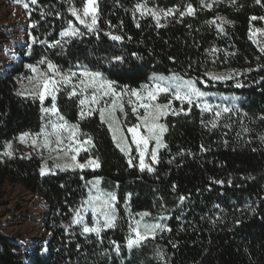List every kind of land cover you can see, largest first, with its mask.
I'll return each instance as SVG.
<instances>
[{
    "label": "trees",
    "instance_id": "16d2710c",
    "mask_svg": "<svg viewBox=\"0 0 264 264\" xmlns=\"http://www.w3.org/2000/svg\"><path fill=\"white\" fill-rule=\"evenodd\" d=\"M97 3L93 33L69 11L70 6L82 8V0L71 5L38 0L23 9L28 22L25 45L17 48L18 63L0 74V190L5 183L18 184L40 197L47 205L48 238L25 250L0 230V264H264V53L249 38L252 26L262 27L258 19L264 18V0H220L211 9L202 7L201 0ZM137 4L181 11L191 4L196 11L183 17L178 11L161 15L157 27L151 15L135 10ZM217 17L231 23L221 25ZM69 20L82 36L61 38ZM107 33L122 39L114 41ZM56 40L61 43L50 47ZM116 56L122 59L116 61ZM42 58L62 73L100 71L129 89H138L154 75L175 73L196 81L208 94L235 100L221 119L195 107L187 114L166 116V147L148 172L138 168L134 154L127 157L119 150L98 112L80 118L77 100L64 87L57 93L60 114L87 134L81 140L91 136L93 141L80 159L98 158L100 167L61 170L49 162L42 176L40 151L33 150L32 137L22 139L23 133L35 134L43 124L44 104L31 94L35 81L29 77L35 74L26 67L47 72L46 62L38 64ZM205 73L232 78L212 80ZM136 123L137 118L128 116L123 125ZM8 150L10 157L4 155ZM96 178L104 191L116 195V226L103 229L99 237L82 234L72 223L74 210L80 212L85 204L88 182ZM144 212L151 221L166 218L165 229L129 251V219Z\"/></svg>",
    "mask_w": 264,
    "mask_h": 264
},
{
    "label": "snow or ice",
    "instance_id": "6c2138e0",
    "mask_svg": "<svg viewBox=\"0 0 264 264\" xmlns=\"http://www.w3.org/2000/svg\"><path fill=\"white\" fill-rule=\"evenodd\" d=\"M15 3H22V0H14ZM38 0H29L31 5H36ZM66 2L71 5L72 0H66ZM220 0H211V2H206V0H201V6L211 9L215 3H219ZM236 0H232V3L235 4ZM257 4H261L262 0H255ZM29 3H22V6L27 10L29 8ZM137 12H140L141 15L149 14L153 19L157 20V27L160 26L159 17L163 15L164 17L174 15L177 11L179 12L180 17L184 15H195L196 9L191 5L187 4L183 11L177 8H169L167 10L163 9H149L144 4H137ZM71 15L75 17L76 21L84 25L89 33L97 31V22H98V3L97 0H82V8L71 7L69 8ZM59 16V13H57ZM222 24L231 23L230 21L224 20L222 17H217ZM251 20H256L257 17L252 16ZM214 22V21H213ZM68 27L61 31V38L64 37H77L82 36L84 33L81 32L77 27L73 26V22L69 20ZM31 26V25H30ZM219 30L222 32L223 28L220 27ZM110 38L114 41H120L122 39L119 35H112L107 33ZM251 39V33L250 37ZM35 40V38H33ZM43 43V41H41ZM60 40L54 41L50 47L59 45ZM256 43V41H253ZM213 52L217 49H212ZM260 51L264 53V47L260 48ZM116 61L122 59L120 56L113 58ZM47 63V72L41 71L35 65H26L30 68L31 71L35 74L33 77H29L30 81H35L34 91L31 93L33 96L39 98L41 105L44 104L45 100L51 99L50 107H41V112L48 116L47 122L41 125L40 131L35 134H30L25 132L22 134V139H27L32 137V148L34 151H40L43 157V153L47 152L49 156L55 154L57 157L63 153L65 156H69L73 162L75 168L84 170L85 168H99L100 164L98 158L89 157L83 163H80L77 160V156L83 151H88V147L93 144L92 137L87 136L86 139L81 140L80 135H87L80 132L78 124H71L67 121L63 115L60 114L57 107V93L60 90L61 85L72 84L73 78L77 77V72L62 73L51 61H46L41 59L38 61V64ZM51 73V75H49ZM59 75L60 79H56L55 76ZM212 80H224L231 79L232 76H219L205 73ZM261 79H264L262 77ZM150 83L142 84L140 89L131 88L128 89L127 86H124L123 91H118L115 87L114 81L106 79L100 71H89L88 69H83L79 73V83L73 85L72 90L68 93L69 98L73 97H82L79 98L80 107V118L83 119L85 115H91L93 111L99 113L101 122L108 125L110 133H112L113 141L116 142V146L120 148L122 152H125L128 155L131 152V147L127 143V136L124 134V129L120 125L118 116L116 115L117 111L127 115L125 111V101L124 97L128 96L127 101L128 106L131 107L132 113L137 115L139 123L132 125L127 128V133L131 135V144L135 145V150L139 156V168L141 171L147 170L152 172L153 168L149 164L145 163L146 155L151 156L152 163L157 162V153L158 150L166 145L162 141V135L167 131V128L164 124L159 123L161 117L165 116L169 111L172 114H178L177 110L172 108V100L169 99L167 103L160 104L158 103V97L161 94H170L171 97L175 100H178L183 105L187 103L189 108L196 101H202L204 97L209 94L202 91L197 87L196 81L192 79H184L178 74L173 73L171 76H152L149 78ZM240 87V84L236 85ZM79 89V91H77ZM91 89V94L83 95ZM135 97V100L132 99ZM97 105L98 107H92ZM85 107L88 108V111L85 112ZM196 107H201L200 103H196ZM139 109H143V114H139ZM215 110V115L219 117L221 115V110L219 105L213 106L208 103L206 100L203 101L202 111H211ZM179 111H185L181 108ZM223 112H228L230 109L225 107L222 109ZM106 114L108 119H106ZM186 114V113H185ZM56 117L55 120L51 119V116ZM117 127H113V125ZM213 127H216V124H212ZM141 128H143V133H141ZM117 133L120 134L121 140L124 142L122 146L121 142L117 139ZM264 140V137L261 138ZM154 141L155 146L151 148L149 152V142ZM10 149V145L8 146ZM127 148V151H126ZM203 150V148H202ZM5 156H12L13 153L11 150L5 151ZM129 166H133L132 159L130 158ZM60 167V166H56ZM69 167V166H65ZM61 170H64L63 168ZM51 171V169H48ZM46 173V161L41 165L40 174L43 176ZM89 184L92 185V188L89 190V196L87 200L84 201L85 204L89 205L92 210L94 217H98L93 221L92 225L84 223L83 217L80 215L79 210H74L76 216L73 219V224L83 225L82 234L95 233L97 237L100 236L103 229H110L116 226V210L114 202L116 201V195L113 192H104L99 188V178H96V181H89ZM95 191V195H92V191ZM184 198L181 197V200ZM141 220L135 221V226L130 225L131 232L135 233V239L128 240V247L133 248L139 246L142 242L149 238V235L152 238L155 237L157 230H163V225L159 223L149 224L143 222L144 217H147L149 213L144 212L139 214ZM101 219L103 223L101 224ZM142 229V230H141Z\"/></svg>",
    "mask_w": 264,
    "mask_h": 264
},
{
    "label": "rangeland",
    "instance_id": "374dc122",
    "mask_svg": "<svg viewBox=\"0 0 264 264\" xmlns=\"http://www.w3.org/2000/svg\"><path fill=\"white\" fill-rule=\"evenodd\" d=\"M22 3H15V2L10 3L8 2V0H0V74H5L7 70L13 64H16L18 62L19 56L17 53V48H20L25 45L24 36H25V31H26L28 22H27V17L23 11L24 7L22 6ZM258 20L261 22L262 27L257 28L255 26H252L250 29V33H251V41L252 42L256 41V43H253V44L260 51V48L264 47V18H260ZM64 38H67V37H64ZM165 77H168V76H165ZM56 79H60V78H56ZM78 83H79V74H77V77L73 78L72 84H69L67 86L61 85L60 90L58 92L62 91L64 87L69 89V91H71L73 85L78 84ZM146 83H150V80H148ZM114 87L118 91L125 90L124 87H121L115 84H114ZM140 87L138 89H140ZM77 91H79V89H77ZM90 94H91V89H89L88 92L84 93L83 95L90 96ZM74 98L77 100L79 104V98H82V97H74ZM128 99H129L128 96L124 97L125 111L127 113L126 117L124 114L120 113L119 111H117L116 115L118 116L119 121H120L119 126L123 127L124 134L127 136V143L131 147L132 150L128 155H126L125 152H122L120 148L119 150L127 157H131L130 155L134 154V156L137 159V166L139 168V156L135 150V145L131 144V135L127 133V128L130 126L123 125L125 118H128V116L137 118V115H134L132 113L131 107L128 106L127 104ZM132 99L135 100V97H132ZM169 99L172 100V108L176 109L178 114H185V113L187 114L191 107H195L199 109L201 112L207 113L210 116H213L217 119H221L223 116L227 115L230 112V111L223 112L222 109L225 107H228L230 109V104H231L230 102L235 100L233 97H229V96L209 94L208 96L204 97L202 101L194 102L193 105L189 108L187 103H184L182 105L180 101L173 99L170 94H161L158 97L157 102L160 104H165L168 102ZM205 100L213 106L219 105V108L221 110V115L219 117L215 115V110H211L207 112L202 111L203 101ZM196 103H200L201 107H196ZM50 106H51V99L48 98L44 102V107H50ZM92 107L95 108L98 106L93 105ZM181 108L185 109V111H179ZM85 111H88L87 107H85ZM138 111H139V114H143V109H139ZM168 115H174V114H172V112L169 111L165 116L161 117V119L159 120V123L163 124V119ZM47 119H48V116L43 114V123H46ZM51 119L55 120L56 117L52 115ZM106 119H108L107 114H106ZM137 123H139L138 119H137ZM113 127H117V125L114 124ZM143 131H144L143 128H141V133H143ZM163 135H162V141H163ZM117 139L119 142H121L122 146H124V142L121 140L119 133H117ZM154 146H155V142L150 141L149 146H148L149 152L151 148ZM87 147L89 151L92 145L87 146ZM161 149L162 148L158 150L157 157L159 156V152ZM88 151L86 152L82 151L77 156V160L80 163H83L85 160L89 158V157L85 158L84 160L80 159V157L88 153ZM126 151H127V148H126ZM45 161H46V166H47V163L50 162L52 163V166L54 168L79 169V168H75L71 158L69 156H65L63 153H61L57 157L55 154L49 156L47 152H44L43 153V163H45ZM145 163L149 164V166H151L154 169L156 165L158 164V159L156 163H152V159L149 154V155H146L145 157ZM57 165L60 167H56ZM65 166H69V167H65ZM84 170H95V169L85 168ZM95 181L96 180H93V182ZM91 188H92V185L88 184L87 198L89 196V190ZM99 188L102 191H104L100 186V181H99ZM0 191H1L0 230L7 236V238L25 250H30V248L36 242L40 240L45 241L48 238V235L46 234L45 229H44V221H45L46 214H47V205L45 204V202L42 201L40 197L34 196L30 194L29 192H27L22 186L18 184L5 183L1 187ZM104 192H108V191H104ZM91 194L95 195V191L93 190ZM126 207H127V203H126ZM80 215L83 217L84 223L88 224L89 226H91L93 221L98 218V217L93 216L91 207L87 204H84L82 210L80 211ZM136 220H141V216L138 215L136 217L130 218L129 227L130 225L134 227ZM143 222H147L149 224L159 223V224H162L163 229H165L166 218H158L154 221H151V220H148L147 217H144L142 220V223ZM102 223L103 221L101 219V224ZM74 225L77 226L82 232L83 225L81 224H74ZM160 231L162 230H157L155 235L159 233ZM89 234H95V233H89ZM130 234H131L130 239H135V233L131 232V229H130ZM149 238H152V236L149 235ZM136 247L129 248L128 243H127V248L129 251Z\"/></svg>",
    "mask_w": 264,
    "mask_h": 264
},
{
    "label": "water",
    "instance_id": "95a60500",
    "mask_svg": "<svg viewBox=\"0 0 264 264\" xmlns=\"http://www.w3.org/2000/svg\"><path fill=\"white\" fill-rule=\"evenodd\" d=\"M19 61V60H18ZM18 63V62H17ZM13 65H15V64H13Z\"/></svg>",
    "mask_w": 264,
    "mask_h": 264
}]
</instances>
